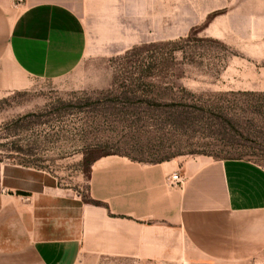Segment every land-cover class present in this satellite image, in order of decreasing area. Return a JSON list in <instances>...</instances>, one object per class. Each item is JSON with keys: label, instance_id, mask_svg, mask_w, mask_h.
<instances>
[{"label": "rangeland", "instance_id": "obj_1", "mask_svg": "<svg viewBox=\"0 0 264 264\" xmlns=\"http://www.w3.org/2000/svg\"><path fill=\"white\" fill-rule=\"evenodd\" d=\"M83 24L85 57L56 80L21 76L0 39V162L68 178L107 154L264 169V0H84Z\"/></svg>", "mask_w": 264, "mask_h": 264}, {"label": "crops", "instance_id": "obj_2", "mask_svg": "<svg viewBox=\"0 0 264 264\" xmlns=\"http://www.w3.org/2000/svg\"><path fill=\"white\" fill-rule=\"evenodd\" d=\"M16 3L0 0V39L13 69L30 80L72 73L86 54L84 0H21L14 15ZM175 173L181 188L170 185ZM263 252L264 169L251 162L107 154L85 178L0 162L7 264L237 263Z\"/></svg>", "mask_w": 264, "mask_h": 264}, {"label": "trees", "instance_id": "obj_3", "mask_svg": "<svg viewBox=\"0 0 264 264\" xmlns=\"http://www.w3.org/2000/svg\"><path fill=\"white\" fill-rule=\"evenodd\" d=\"M134 86H149L154 85V83H159V77H151V76H137L134 79L129 78L128 80ZM90 165V164H89Z\"/></svg>", "mask_w": 264, "mask_h": 264}, {"label": "built area", "instance_id": "obj_4", "mask_svg": "<svg viewBox=\"0 0 264 264\" xmlns=\"http://www.w3.org/2000/svg\"><path fill=\"white\" fill-rule=\"evenodd\" d=\"M18 2H21V0H18ZM170 185L173 187H179L181 188L184 183V178L179 175V173H175L169 178ZM135 264V263H132Z\"/></svg>", "mask_w": 264, "mask_h": 264}]
</instances>
